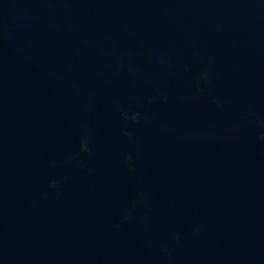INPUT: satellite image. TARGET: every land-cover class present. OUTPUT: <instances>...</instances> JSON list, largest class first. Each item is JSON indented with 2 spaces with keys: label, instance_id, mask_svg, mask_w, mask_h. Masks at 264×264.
Segmentation results:
<instances>
[{
  "label": "water",
  "instance_id": "95a60500",
  "mask_svg": "<svg viewBox=\"0 0 264 264\" xmlns=\"http://www.w3.org/2000/svg\"><path fill=\"white\" fill-rule=\"evenodd\" d=\"M0 70L181 264H264V0H0Z\"/></svg>",
  "mask_w": 264,
  "mask_h": 264
}]
</instances>
